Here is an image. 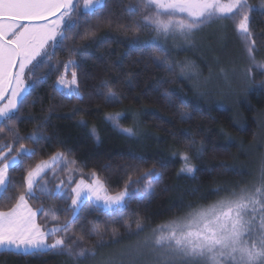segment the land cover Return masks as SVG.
<instances>
[{"label": "trees", "instance_id": "1", "mask_svg": "<svg viewBox=\"0 0 264 264\" xmlns=\"http://www.w3.org/2000/svg\"><path fill=\"white\" fill-rule=\"evenodd\" d=\"M129 3L135 5V0H109L103 20L91 19L93 28L100 25L96 43L86 47L87 41H79L78 51L89 57L78 72L83 100L54 91L56 76L52 75L36 84L16 121L21 136H28L43 124V139L39 144H28L36 155L25 160L22 168L10 170L17 184L23 182L25 169L57 152L75 160L87 175L95 170L107 181L110 194L121 191L129 175L136 180L150 170L160 173V180L152 184V196L131 199L123 218L85 208L72 225L74 232L85 235V247L95 242L96 237L89 233L94 224L102 232L115 230L119 237H125L126 225L131 224V230L136 231L135 223L140 218L144 230L151 231L183 216L188 205L206 207L223 198L226 193L216 195L218 189L251 186L264 166V75L260 69L247 75V53L232 22L205 25L204 33L194 37L191 49L186 46L181 50L173 47L171 40L165 43L163 38H155L158 46L169 49L172 60L190 61L194 66L188 75H181L179 70L170 75L153 66L152 60L161 56L160 51L148 47L155 34L145 29L137 37L132 26L141 17L139 13L128 15L125 9ZM249 3L258 7L260 0ZM125 27L131 30L125 31ZM251 28L256 59L264 61V15L253 12ZM56 59L66 60L67 54L58 52ZM42 75L37 71L29 83L39 81ZM104 82L120 98L119 103L107 104L97 95ZM103 92L107 95L109 89L103 88ZM184 114L188 119L181 120ZM109 116L118 117V122L109 120ZM123 129H131V134ZM193 143L203 150L202 155L189 151ZM185 153L195 169L191 174L181 172ZM31 205L34 209L65 207L61 200H45L43 205L32 201ZM9 206L0 203V211ZM60 217L64 219L63 212ZM37 219L43 222L45 218L38 214ZM107 248L99 249L94 260L81 258L82 264H102L128 250L111 253ZM0 264L81 261L56 250L35 256L2 250ZM125 264L142 263L138 260Z\"/></svg>", "mask_w": 264, "mask_h": 264}, {"label": "snow or ice", "instance_id": "2", "mask_svg": "<svg viewBox=\"0 0 264 264\" xmlns=\"http://www.w3.org/2000/svg\"><path fill=\"white\" fill-rule=\"evenodd\" d=\"M108 9L109 0H0V101L7 98L6 103L0 104L3 134L0 136V203L10 205L6 211H0V250L33 256L56 250L58 254L80 260L81 264V258L94 260L99 249L120 242L119 234L115 230L110 234L102 232L94 224L89 233L96 237L95 242L85 247V235L72 230L80 213L87 208L123 218L128 202L133 198H150L152 184L161 178L154 170L144 172L136 180L129 175L123 189L113 195L107 181L95 170L85 174L75 160L66 159L62 152L25 169L20 184L10 175V170L22 168L25 160L36 155L29 142L36 145L43 139L42 123L28 136L20 135L16 127L20 108L36 84L46 82L52 75L56 76L54 91L66 98L83 100L78 72L89 57L78 51L79 41H87L86 47L96 43L100 25L93 28L91 19L103 20ZM125 11L129 16L140 14V20L132 26L137 37L145 29L155 34L148 47L161 53L152 60L159 70L170 75L179 70L181 75H188L194 66L190 61L172 60L169 49L158 46L155 38H163L165 43L171 40L173 47L183 50L192 45L198 29L214 21L229 20L245 46L247 75L250 77L255 69L264 75V61L256 59V40L251 28V14L258 11L264 15V0H260L258 7L249 0H135V5L129 3ZM58 52L66 53L67 59L57 60ZM37 71L43 75L29 84L28 80ZM127 83L132 86L131 80ZM103 88H108L109 94H104ZM97 95L107 104L120 102L107 82ZM108 119L118 122L116 116ZM185 119H188L186 114L181 116V120ZM122 131L131 134V129ZM92 134L95 135L94 130ZM5 139L9 142L4 143ZM189 151L202 155L203 150L193 143ZM182 160L181 172L193 173L195 169L187 153ZM61 175L66 178L61 179ZM220 192L226 195L215 203L206 207L188 205L183 216L153 229L152 235L137 242L136 247L102 264H125L146 254L154 257V264H264V166L251 186L218 189L216 195ZM45 200H61L65 207L34 209L31 205L32 201L43 205ZM38 214L45 218L43 222L38 221ZM135 227L137 235L143 232V220L138 218ZM126 228L131 232L132 225Z\"/></svg>", "mask_w": 264, "mask_h": 264}, {"label": "rangeland", "instance_id": "3", "mask_svg": "<svg viewBox=\"0 0 264 264\" xmlns=\"http://www.w3.org/2000/svg\"><path fill=\"white\" fill-rule=\"evenodd\" d=\"M204 31H205V26H203L201 29H198L197 31H196V34H195V36L194 37H196L198 34H203L204 33ZM194 37H193V41H194ZM193 45H194V42L192 43V46H187L186 48H192L193 47ZM15 71H16V69H15ZM14 71V72H15ZM26 76H27V70H26ZM68 79H70V75L68 76ZM28 83H29V80H28ZM30 84V83H29ZM6 100H7V98H5V100L4 101H0V104H3V103H6ZM59 170V169H58ZM50 178V177H49ZM66 178V176L65 175H61V179H65ZM68 194L69 195H71V193H70V190H69V192H68ZM115 193H113V195H114ZM167 224V223H166ZM165 225V224H164ZM160 227V226H159ZM159 227H157V228H155V229H158ZM136 232H137V229H136V231H132L131 230V232H129L128 230H127V236H125V237H119V239H120V242L118 243V244H113L111 247H109V248H107V250L108 251H110L111 253H119V251L121 250V249H130V247H136V245H137V242H139L140 241V239L142 238V239H145V237H149V236H151L152 235V230L151 231H147V230H144L143 232H140V234L139 235H137L136 234ZM142 241V240H141ZM49 242H51V241H49ZM136 242V243H135ZM133 245V246H132ZM0 251H2V250H0ZM97 257V256H96ZM148 259H149V261H148ZM140 261H141V263L142 264H154V257L152 256V255H150V254H146V255H144L143 257H141L140 259H139ZM146 260V261H145Z\"/></svg>", "mask_w": 264, "mask_h": 264}, {"label": "water", "instance_id": "4", "mask_svg": "<svg viewBox=\"0 0 264 264\" xmlns=\"http://www.w3.org/2000/svg\"><path fill=\"white\" fill-rule=\"evenodd\" d=\"M13 71H15V69H13Z\"/></svg>", "mask_w": 264, "mask_h": 264}]
</instances>
